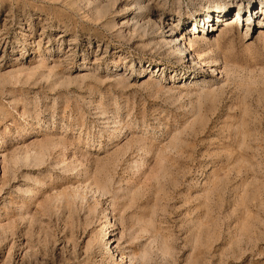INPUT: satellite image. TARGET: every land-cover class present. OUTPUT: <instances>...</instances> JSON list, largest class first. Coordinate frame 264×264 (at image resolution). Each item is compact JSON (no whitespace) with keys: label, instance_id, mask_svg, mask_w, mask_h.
<instances>
[{"label":"rangeland","instance_id":"rangeland-1","mask_svg":"<svg viewBox=\"0 0 264 264\" xmlns=\"http://www.w3.org/2000/svg\"><path fill=\"white\" fill-rule=\"evenodd\" d=\"M262 4L0 0V264H264Z\"/></svg>","mask_w":264,"mask_h":264},{"label":"bare ground","instance_id":"bare-ground-1","mask_svg":"<svg viewBox=\"0 0 264 264\" xmlns=\"http://www.w3.org/2000/svg\"><path fill=\"white\" fill-rule=\"evenodd\" d=\"M254 1V0H253ZM263 1V0H262ZM262 7L264 8V4H262ZM215 11V10H214ZM225 11V10H224ZM217 12V11H216ZM255 12V11H254ZM237 14H241L240 13V10L239 11H236ZM235 22V21H234ZM184 39V38H183ZM197 42V41H196ZM194 44V43H193Z\"/></svg>","mask_w":264,"mask_h":264}]
</instances>
